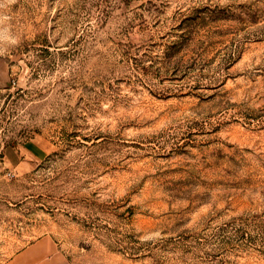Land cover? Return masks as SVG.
<instances>
[{
    "label": "rangeland",
    "instance_id": "374dc122",
    "mask_svg": "<svg viewBox=\"0 0 264 264\" xmlns=\"http://www.w3.org/2000/svg\"><path fill=\"white\" fill-rule=\"evenodd\" d=\"M0 17V264L44 235L64 264H264V0Z\"/></svg>",
    "mask_w": 264,
    "mask_h": 264
},
{
    "label": "crops",
    "instance_id": "0c3cea01",
    "mask_svg": "<svg viewBox=\"0 0 264 264\" xmlns=\"http://www.w3.org/2000/svg\"><path fill=\"white\" fill-rule=\"evenodd\" d=\"M65 257L51 235H44L15 253L3 264H64Z\"/></svg>",
    "mask_w": 264,
    "mask_h": 264
},
{
    "label": "trees",
    "instance_id": "16d2710c",
    "mask_svg": "<svg viewBox=\"0 0 264 264\" xmlns=\"http://www.w3.org/2000/svg\"><path fill=\"white\" fill-rule=\"evenodd\" d=\"M257 217V215H255ZM252 214L250 213H246V214H242L236 217H233L232 219H230L228 222L224 223L223 225L219 226L218 229L216 230V233L214 234V238L215 240H221V241H225L226 239H228L229 237L224 235V233L228 230V229H234L237 228V231H241V228L239 226H245L246 224H251V221H249L250 219H254L252 218ZM257 225V228L260 229V223L255 222ZM261 230V229H260ZM224 236V237H223ZM242 237L245 236L244 232H242Z\"/></svg>",
    "mask_w": 264,
    "mask_h": 264
},
{
    "label": "clouds",
    "instance_id": "9594fccd",
    "mask_svg": "<svg viewBox=\"0 0 264 264\" xmlns=\"http://www.w3.org/2000/svg\"><path fill=\"white\" fill-rule=\"evenodd\" d=\"M11 2H13V0H9V3H11ZM2 19H7V17H0V20H2ZM13 42H15V41H13Z\"/></svg>",
    "mask_w": 264,
    "mask_h": 264
}]
</instances>
